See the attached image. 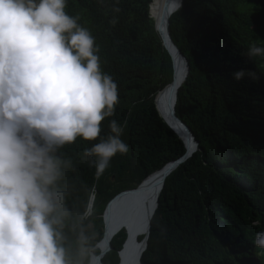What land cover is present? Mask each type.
<instances>
[{
    "label": "trees",
    "instance_id": "16d2710c",
    "mask_svg": "<svg viewBox=\"0 0 264 264\" xmlns=\"http://www.w3.org/2000/svg\"><path fill=\"white\" fill-rule=\"evenodd\" d=\"M161 2L67 0L66 11L95 36L102 68L118 84L120 102L102 122L101 137L108 135L112 119L126 124L121 138L128 152L113 157L99 179L81 159L83 149L98 140L77 138L59 150L73 164L67 174L74 190L70 203L92 206L85 223L96 253L109 201L186 151L156 103L174 75L172 56L156 27ZM170 28L190 63L176 110L199 145L167 176L141 259L145 264H264V249L254 244L255 234L264 231V57L247 55L253 43L264 47V0H183ZM240 70L256 78L235 79ZM253 221L259 224L253 227ZM127 236L122 229L113 237L106 264H120Z\"/></svg>",
    "mask_w": 264,
    "mask_h": 264
},
{
    "label": "clouds",
    "instance_id": "9594fccd",
    "mask_svg": "<svg viewBox=\"0 0 264 264\" xmlns=\"http://www.w3.org/2000/svg\"><path fill=\"white\" fill-rule=\"evenodd\" d=\"M66 8L67 0H0V264H95L85 223L92 206L70 203L73 164L59 150L98 140L81 156L97 179L128 152L126 124L112 119L101 137L118 84L102 68L95 36ZM247 55L264 57V47L253 43ZM246 74L256 78L233 75ZM254 244L264 249V231Z\"/></svg>",
    "mask_w": 264,
    "mask_h": 264
},
{
    "label": "water",
    "instance_id": "95a60500",
    "mask_svg": "<svg viewBox=\"0 0 264 264\" xmlns=\"http://www.w3.org/2000/svg\"><path fill=\"white\" fill-rule=\"evenodd\" d=\"M183 4V0H181V5ZM180 5V7H181ZM166 11L164 12V16L162 17L160 23L157 22L156 19V27L159 30L164 44L166 46V48L168 49V51L170 52L172 59H173V64H174V75H173V80L170 84H168L164 89H162L159 94L157 95L156 98V103H157V107H158V96L164 95V100L166 102L167 108L169 110L170 116L173 119V121L179 126V128L181 129V131L183 132V136H181V134L166 120V118L162 115V113L160 112V114L163 116V118L168 122V124L178 133V135L183 139L185 146H186V151L185 153L177 158L174 159L172 161H170L169 163H167L164 167L160 168L159 170L151 173L147 178H145L143 180V182L136 188H128V189H124L120 192H118L108 203L106 209H105V213H104V223H105V234L104 237L101 241H99V243L96 245V247L100 248V253H96L95 252V260L98 261V264H106L103 261V257L104 255L112 249V239L113 237L120 232L122 229H125L127 232V239L123 245V248L126 245V242L129 238V230L128 228H123V227H119L118 229H116L113 233H111L110 235L107 234V225L109 223L112 222L116 212L118 213V211H122L121 207V199L120 196L125 195V196H132V198H141V196L143 195H147V194H152L153 190L157 189V200H156V204L154 207L153 212L150 215V220L148 223V229L147 232L144 234V238L141 240L139 238V235L135 236V241L140 243V242H144V246L143 249L141 251V257L142 254L144 252V250H146L147 246H148V240L150 237V233H151V220L156 212V209L159 205V197L161 194V191L165 185V180L167 178V176L174 170L176 169L180 163H182L183 161H185L187 158H189L190 156H192V154L194 153V151H196L198 149V145H199V141L196 139V136L194 134V132L192 131V129L190 128V126H188L182 119L181 117L177 114V110H176V103H177V96H178V91L179 88L181 87V85L184 83V81L186 80L189 70H190V63L189 60L187 59V57L184 55V53L181 51V49L179 48V46L177 45V43L174 41L172 35H171V28H170V18L171 15H166L165 14ZM166 15V16H165ZM153 16V15H152ZM166 17V18H165ZM177 64H183L184 65V72L183 74H180L178 68H177ZM159 109V107H158ZM155 179L154 183L147 185L148 180H150L151 178ZM134 201L133 202H129V207L128 209H126L125 212H122L124 215H128L131 211V208H133L134 205ZM126 205V204H125ZM124 211V210H123ZM104 241V244L101 245V243ZM123 248L120 250L119 254L121 257V253ZM121 264V261H120ZM141 264H145L142 259H141Z\"/></svg>",
    "mask_w": 264,
    "mask_h": 264
},
{
    "label": "bare ground",
    "instance_id": "6f19581e",
    "mask_svg": "<svg viewBox=\"0 0 264 264\" xmlns=\"http://www.w3.org/2000/svg\"><path fill=\"white\" fill-rule=\"evenodd\" d=\"M172 1L173 0H162L161 5L159 7L158 14H157V22L158 23H160L162 17L164 16L165 11H166V13H165L166 15H168V14L171 15L176 10H178L180 8L181 0H179V2H177L176 7L174 9H172V6H171ZM177 68H178L180 74H183L184 65L183 64H177ZM159 103H161V111L160 112L162 113V115L181 134V136H183V132L181 131L179 126L173 121V119L170 116L169 110H168L166 102L164 100V95L160 94L158 96V107H159ZM159 110H160V108H159ZM165 110H167V113L165 112ZM154 181H155V179L153 177L150 180H148L147 185L154 183ZM157 194H158L157 189H155V190H153L152 194H150V195L145 194V195L141 196V198H132V196H123L122 198H120L121 203H122V204H120L121 205L120 208L122 209V211H118V213L116 212L112 222L107 225L108 226L107 227V234L110 235L119 227H126V228L128 227L131 230L133 236L145 234L147 232V229H148V223L150 220L149 217H150L151 213L153 212L155 204H156ZM133 201L135 203L134 204L135 206L133 208H131V211L128 215L127 214L124 215L122 212H125L126 209H128V207H129L128 206L129 202L131 203ZM152 204H153V206H152ZM145 222H147L146 229H145L144 233H140L141 228ZM129 238H130V235H129ZM133 240L135 243H133V241H132L130 248L126 252H124L121 264H135V260L137 261L138 264L140 263L141 251L143 249L144 242H140V243L136 242L135 237L133 238ZM103 244H104V241L101 243V245H103ZM124 248H123V250H124ZM121 257H122V253H121ZM95 264H98V261L95 260Z\"/></svg>",
    "mask_w": 264,
    "mask_h": 264
},
{
    "label": "rangeland",
    "instance_id": "374dc122",
    "mask_svg": "<svg viewBox=\"0 0 264 264\" xmlns=\"http://www.w3.org/2000/svg\"><path fill=\"white\" fill-rule=\"evenodd\" d=\"M177 2H179V0H173V1H172V3H171L172 9H174V8L176 7ZM176 11H177V10H176ZM154 17H155V16H154ZM155 18H156V17H155ZM156 19H157V18H156ZM165 112L167 113V110H165ZM154 201H155V200H154ZM153 203H154V202H153ZM152 206H153V204H152ZM151 208H152V207H151ZM146 224H147V222H145V223L143 224L140 233H144V231H145V229H146ZM125 228H126V227H125ZM127 228H128V227H127ZM128 230H130V229L128 228ZM129 233H130V238L128 239V242L126 243V247H125V249H124L123 252H122L121 262H122V259H123L124 252H126V251L130 248V246H131V242L133 241V243H135L134 240H133V238H134L135 236L132 235L131 230L129 231ZM140 233H139V234H140ZM140 235H141V234H140ZM135 264H138L136 260H135ZM139 264H141V261H140Z\"/></svg>",
    "mask_w": 264,
    "mask_h": 264
}]
</instances>
